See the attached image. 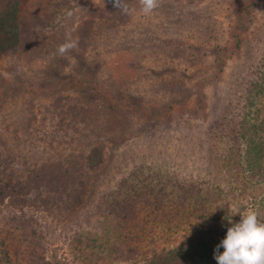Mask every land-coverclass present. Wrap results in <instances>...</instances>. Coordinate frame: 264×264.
Returning <instances> with one entry per match:
<instances>
[{"label":"trees","instance_id":"16d2710c","mask_svg":"<svg viewBox=\"0 0 264 264\" xmlns=\"http://www.w3.org/2000/svg\"><path fill=\"white\" fill-rule=\"evenodd\" d=\"M260 1H229L234 22L226 31L227 45L213 42L210 17L202 16L198 10H190L179 19L180 37L164 38L156 48L163 61L161 71L166 77L160 84L165 86V91L179 89L181 85V73L173 71L171 62L181 59L179 63L184 65L181 72L188 73L192 67L194 77H199L193 84V99L143 100L121 90L119 82L123 83V80L120 78L114 89L106 91L96 87L89 64L84 63L85 54L94 36L98 35L97 29L113 30L129 22L133 0H125L130 10L128 14L114 7V0H101L85 12L73 35L74 40H78L75 50L82 56V77L68 74L66 78L52 76L49 81L31 77L21 78L17 83L0 81V110L4 105L8 107L7 104L13 105L20 100L26 111L20 119L9 114L2 117L5 131L0 134V264H12L11 261L58 264L51 259L45 243L40 241L43 237L36 236L32 227V223L37 224L35 215L43 213L64 222L77 212L85 211L90 204L85 201V196L93 175L106 162L105 143L96 140L87 149L74 153L71 141L77 130L74 127L67 130L66 124L81 123L89 138L107 136L117 145L131 137L137 125L140 129L149 122L153 126L168 125L174 119L204 120V88L213 78L219 79L226 60L242 56L241 48L251 26V14ZM29 2L0 0V61L15 55L25 57L26 53L41 49L37 40L51 25L54 12L47 6L54 0H36L33 5H27ZM54 6L59 4L54 3ZM184 36L194 39V47L186 44ZM201 46L203 50H200ZM210 55L213 62L206 67L205 58ZM260 61L258 69L247 64L246 81L242 85L246 86L247 92L244 89L243 99L238 100L243 101V112L238 114L237 130L228 127L239 142L235 153L238 161L245 163L244 170L232 167L231 162L235 160L230 147L228 152L213 157L216 172L232 176L234 186L224 189L209 181L200 183L203 179L171 177L155 183L132 185L128 189L118 184L113 192L98 198L94 209L98 217L109 223V230H102L99 238L111 236L119 242L110 241L114 247L109 249L107 256L99 254L91 261L84 251L89 253L92 247L96 248L94 244L99 239L85 235L82 237V248H85L78 254L83 263L99 264L110 257L109 261L113 262L135 259L133 264L138 261H145L144 264H217V245L226 237L229 228L228 197L231 202L235 201L253 181L256 190L264 186V113L253 109V100L264 96V57ZM69 93L75 96L71 97ZM35 100L48 103L45 108L34 111L32 102ZM10 110L15 113L13 108ZM250 120H253L252 124ZM116 133L119 138L113 140ZM68 140L66 149L70 151L63 156V152L56 149L61 144L66 146ZM240 142L246 143L243 150L242 146L238 148ZM89 174L92 175L90 179ZM253 200V205L256 204L253 209L264 222V194ZM238 210L243 207L238 206ZM215 215L222 217L220 226L214 224ZM160 228L161 234L157 236L155 231ZM175 231H180V239L174 247L157 249L153 246L161 236H172ZM223 251L220 247L219 253Z\"/></svg>","mask_w":264,"mask_h":264},{"label":"rangeland","instance_id":"374dc122","mask_svg":"<svg viewBox=\"0 0 264 264\" xmlns=\"http://www.w3.org/2000/svg\"><path fill=\"white\" fill-rule=\"evenodd\" d=\"M100 1L54 0L51 5L47 6L48 10L54 12L51 25L48 31H45L44 36L37 40V45L41 46L40 51L26 53L27 57L18 58L15 55L1 60L0 81L17 83L24 77L49 81L52 80V76L57 78L62 75L66 78L68 74L82 77V56L72 49L61 57L57 49L69 37L74 40V31L82 22L85 12L99 4ZM229 1L159 0V6L150 14L145 15L141 11L142 6L139 0H133V14L131 13L129 22L113 30L97 29L98 35L94 36L85 54L87 62L84 63L89 64L91 70L89 73L96 87L106 91L114 89L118 87L117 82L120 78L123 80V83L119 82L121 90L143 100L167 102L180 101L184 97L193 99L195 97L193 84L199 77H194L192 67H189L191 75L190 72H181L184 67L179 63L182 62L181 59L178 58L171 62L170 66L173 71L182 74L179 78L181 85L179 89L177 87L170 92L165 91V86L160 84V81L166 77L164 71H161L163 61L156 48L160 47L164 38L180 37L179 19H182L183 13L190 10L194 12L198 10L202 16L210 17V26L214 31L212 36L215 38L213 42L218 45L224 43L227 45L226 31L234 22V14ZM35 2L36 0H30L27 5H33ZM54 3L59 6L55 7ZM68 12L72 13L71 17L67 16ZM101 24L103 23L99 25ZM183 38L186 44H192L194 47V39L185 36ZM205 46L211 47L210 45ZM241 49L242 56L236 60L230 61L231 58L226 60L228 63H225L219 79L214 80L213 78L210 85L204 88L206 109L204 120L190 119L185 122L174 119L168 125L153 126L149 122L146 127L140 129L137 125L133 129L135 130L133 135L117 145L107 136L89 138L88 131L81 123L74 121L72 124H66L67 130L70 127L77 130L72 134V152L85 150L96 140L102 141L105 143L106 162L101 170L99 169L95 174L92 173L94 177L89 182V191L85 196L87 197L85 201L90 204L85 211L77 212L64 222H59V219L45 216L43 213L35 215L37 224L32 223V227L36 236L43 237L40 241L45 243L52 260L58 264H87V262L83 263L82 256L78 255L85 248H82L84 246L82 237L85 235H89L91 239L96 237L99 239L97 244H94L96 248L92 247L89 253L87 250L84 251V254L91 257V261H94L99 254L107 256L109 249L112 250L114 247L110 241L116 244L119 241H115L111 236L99 238L98 234L102 230H109V223L98 217L94 205L98 198L108 192H113L118 184L123 189H128L132 185L155 183L171 177L178 180L203 179L200 183L209 181L212 184H219L224 189L234 186L235 180L232 176L216 172L217 165L213 162V157L223 154V151L228 152L227 148L230 147L235 160L231 162L232 167L244 170L245 163L238 161L235 153L239 142L228 131V127L236 131L238 114L243 112V101L238 100L243 99L247 92L246 86H242L246 81L244 76L247 72L245 71L247 64L251 63L255 69H258L260 60L264 57V0L260 1L259 6L251 14V26ZM200 50H203L202 46ZM212 62V55L205 58L206 67H210ZM69 94L71 97L75 96ZM21 102L18 100L13 105L7 104L8 107L4 105L0 110V134H4L5 131L2 125L3 116L9 114L20 119L26 112L23 111L24 103ZM47 103L48 101L35 100L32 102L35 105L32 110L43 109ZM253 104V109L260 114L261 111L264 113V96L255 98ZM10 107L15 110V113L10 110ZM249 123L252 124L253 120ZM114 137L116 139L113 140H117L119 133H116ZM66 143V146L61 144L56 149V151L63 152V156L70 151L66 149L69 140ZM245 144L240 142L238 148L241 149L242 146L243 150ZM92 175L89 174V179ZM225 182L228 183L225 184ZM255 187L253 181L242 196L233 202L229 200L230 196L228 197L227 223L229 227L241 221L242 217L239 213H246L256 207V204L253 205V199L264 194V186L257 190ZM238 206L243 207V210H238ZM214 218V224L220 226L223 222L222 217L215 215ZM155 232L159 236L161 228ZM179 235L180 231H175L172 236L168 234V237H158L159 239L153 243V246L157 249H170L177 244L180 239ZM98 244L101 246L97 247ZM109 259L111 258L106 257L105 261L99 264H133L135 260L113 262ZM11 263L17 264L13 261ZM137 263L144 264L145 261Z\"/></svg>","mask_w":264,"mask_h":264},{"label":"clouds","instance_id":"9594fccd","mask_svg":"<svg viewBox=\"0 0 264 264\" xmlns=\"http://www.w3.org/2000/svg\"><path fill=\"white\" fill-rule=\"evenodd\" d=\"M139 3L145 15L159 6V0H139ZM114 7L125 14L130 11L125 0H114ZM71 15V12L67 13L68 17ZM77 46L78 40L69 37L58 47L57 53L63 57ZM239 214L241 221L229 227L226 237L217 245V264H264V222L258 219V213L254 210ZM220 247L224 249L222 253H219Z\"/></svg>","mask_w":264,"mask_h":264}]
</instances>
